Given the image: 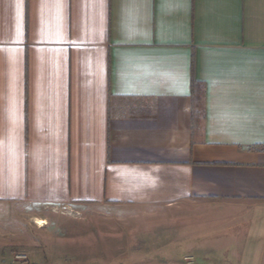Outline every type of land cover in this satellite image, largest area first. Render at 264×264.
Returning a JSON list of instances; mask_svg holds the SVG:
<instances>
[{
  "label": "crops",
  "instance_id": "crops-1",
  "mask_svg": "<svg viewBox=\"0 0 264 264\" xmlns=\"http://www.w3.org/2000/svg\"><path fill=\"white\" fill-rule=\"evenodd\" d=\"M34 219L264 264V0H0V261Z\"/></svg>",
  "mask_w": 264,
  "mask_h": 264
},
{
  "label": "rangeland",
  "instance_id": "rangeland-1",
  "mask_svg": "<svg viewBox=\"0 0 264 264\" xmlns=\"http://www.w3.org/2000/svg\"><path fill=\"white\" fill-rule=\"evenodd\" d=\"M72 214V213H70ZM64 214V215H70ZM74 218V216H71ZM79 218L75 216L74 219ZM36 222V223H35ZM37 220L34 219L28 224L19 225L18 230V247H11L10 251L14 255L16 253H22L18 251L22 247H32L33 252L38 255L39 261H25V264H157V261H139L144 257L142 253H137L133 250H127L126 245L118 240L120 235L116 233L108 234L104 230L98 227H94L89 223L75 224L73 222H64L59 229V233L63 235L62 245L60 248L52 249V255L49 253V249H46V230L42 231L45 227L37 226ZM219 225L220 223H215ZM215 224H212L214 226ZM230 227V226H229ZM213 228V227H212ZM17 229V225H13V230ZM123 229V227H121ZM228 231L231 229L227 228ZM41 231V232H39ZM104 231V232H103ZM218 239L215 234L211 235L212 243L216 242L214 238ZM229 238V237H227ZM221 242H224L222 239ZM229 242V240H228ZM124 248L122 251H118L119 248ZM19 248V249H18ZM153 253V251H152ZM47 255L53 259L59 256L63 257V261H46L42 258L43 255ZM134 259L135 261H127ZM44 260V261H43ZM16 261H0V264H16ZM195 261H180L182 264H194Z\"/></svg>",
  "mask_w": 264,
  "mask_h": 264
},
{
  "label": "built area",
  "instance_id": "built-area-1",
  "mask_svg": "<svg viewBox=\"0 0 264 264\" xmlns=\"http://www.w3.org/2000/svg\"><path fill=\"white\" fill-rule=\"evenodd\" d=\"M55 212V211H54ZM56 212H58V211H56ZM59 213H61V214H70L71 212L70 211H68L67 209H63V211H61V212H59ZM71 215V214H70ZM14 259H15V263L16 264H25V261H26V257L25 256H23V255H16L15 257H14Z\"/></svg>",
  "mask_w": 264,
  "mask_h": 264
},
{
  "label": "trees",
  "instance_id": "trees-1",
  "mask_svg": "<svg viewBox=\"0 0 264 264\" xmlns=\"http://www.w3.org/2000/svg\"><path fill=\"white\" fill-rule=\"evenodd\" d=\"M192 89H194V94H198L199 95V97L201 96V94H202V89H201V86L200 85H198L197 83H195V82H193L192 83ZM201 98V97H200Z\"/></svg>",
  "mask_w": 264,
  "mask_h": 264
},
{
  "label": "bare ground",
  "instance_id": "bare-ground-1",
  "mask_svg": "<svg viewBox=\"0 0 264 264\" xmlns=\"http://www.w3.org/2000/svg\"><path fill=\"white\" fill-rule=\"evenodd\" d=\"M37 225H38V226H42V225H43V222L38 221V222H37Z\"/></svg>",
  "mask_w": 264,
  "mask_h": 264
}]
</instances>
